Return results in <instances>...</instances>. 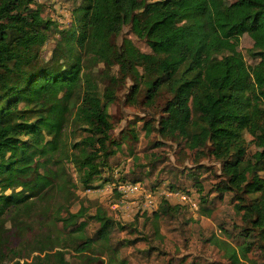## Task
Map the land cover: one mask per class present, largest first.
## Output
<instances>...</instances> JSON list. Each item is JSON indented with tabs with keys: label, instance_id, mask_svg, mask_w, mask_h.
<instances>
[{
	"label": "trees",
	"instance_id": "obj_1",
	"mask_svg": "<svg viewBox=\"0 0 264 264\" xmlns=\"http://www.w3.org/2000/svg\"><path fill=\"white\" fill-rule=\"evenodd\" d=\"M32 1L0 0V217L6 209L30 207L25 191L55 184L46 172L38 173L32 185L29 178L41 163L61 152L60 145L66 144L75 124L83 136L70 144L71 159L84 188L100 176L101 167L107 166L122 141L128 136L136 140L133 131L123 129L119 140L113 138L108 107L117 97L118 82L137 67L141 75L126 97L129 102L136 101L141 87L148 105L164 91L170 95L162 115L143 123L144 136L156 132L154 146L182 141L194 152L195 162L204 157L217 161L222 176L217 191L235 194L243 235L254 236L264 252V178L254 177L264 171V0H88L73 8L78 17H73L64 43L58 46L75 56V64L62 70L64 65L52 68L38 60L46 30L54 22L45 20ZM126 27L150 49L151 62L122 35ZM243 34L253 41L248 50L256 59L253 64H247L236 48ZM83 56L92 65L118 68L101 96L94 81L80 74ZM68 96L76 101L67 103ZM245 134L261 146L250 156ZM18 187L22 190L15 191ZM250 194L258 195L249 202ZM73 197L71 192L64 203ZM176 206L165 199L151 214L157 218L158 211L167 214ZM66 214L61 219L64 226L83 218L84 210L71 213L67 208ZM89 217L99 228L95 237L75 246L77 255L90 251L98 240L108 242L114 227L102 209ZM85 226L86 220H81L77 229ZM244 243L239 252L246 257L252 244ZM4 249L0 246V262L6 256ZM50 250L39 247L43 256L24 264H69L61 251ZM230 258L231 264H240L234 250Z\"/></svg>",
	"mask_w": 264,
	"mask_h": 264
},
{
	"label": "rangeland",
	"instance_id": "obj_2",
	"mask_svg": "<svg viewBox=\"0 0 264 264\" xmlns=\"http://www.w3.org/2000/svg\"><path fill=\"white\" fill-rule=\"evenodd\" d=\"M87 3L88 0L32 1L31 6H39L45 20L54 22L46 30L47 40L38 50V60L42 66L59 68L64 65L62 70L67 64H75V56L70 57L58 46L64 43V33L71 28L73 17H78V11L75 14L73 8ZM122 35L129 37L147 55L148 62L153 60L147 45L134 37L127 27ZM252 44L247 34H243L235 44L247 64H253L256 60L248 51ZM83 58L84 66L80 74L83 79L94 81L101 96L109 76H116L118 68L112 66L107 69L103 63L92 65V60L89 61L85 56ZM140 75L141 68H132L130 76L124 82H118L117 97L108 107L114 126L113 138L119 140L123 129L126 132L133 131L136 140L128 136L122 141L117 152L108 159L107 166L101 167L100 176L84 188L78 181L76 167L71 159L73 151L70 144L83 136L81 127L75 124V131L65 139L66 144L60 145L61 152L56 153L51 161L41 163L42 166L29 178L32 185L38 173L46 172L55 184L25 191V194H30L27 199L30 207L22 208L21 211L6 209L0 217V246L6 247V256L0 264L32 262L35 256H43L38 251L39 247L51 248V253L61 251L69 264H231V250L237 252L240 264H264V252L257 247L254 236L249 239L243 235L244 225L241 213L235 208V194L220 193L216 189L222 177L219 163L211 157L195 162L194 152L188 150L182 141H167L165 145L154 146L158 140L156 132L144 136L143 123L149 117L158 118L162 115L161 109L170 95L164 91L153 105H148L144 97L145 89L141 87L135 95L136 101L129 102L126 97L132 85L139 82ZM75 101L74 96L66 98L69 104ZM69 106L75 109V105ZM245 148L246 154L250 156L261 146L252 136L245 134ZM254 177L264 178V171L254 173ZM118 182L139 183L142 189L153 194L156 192L154 198H157L155 203L158 206L155 210L165 200L159 194L168 188L195 192L198 207L190 210L175 204L173 199L167 200L170 205L177 206L167 214L158 211L159 217L155 218L151 214L153 210L143 211L146 205L142 195L121 198L116 189ZM20 190L21 187L15 189ZM71 192L74 194L73 199L69 204L64 203ZM257 195H246V200L250 202ZM116 202H120L118 208L115 207ZM67 208L71 213L81 208L84 217L76 218L69 222L70 225L64 226L61 219L67 216ZM96 209L105 211L114 222L109 241L105 243L98 240L90 251L82 256L77 255L75 246L87 237L96 236L99 223L89 217ZM81 220H86V226L77 229ZM246 242H251L252 247L243 257L239 250L240 245Z\"/></svg>",
	"mask_w": 264,
	"mask_h": 264
},
{
	"label": "built area",
	"instance_id": "obj_3",
	"mask_svg": "<svg viewBox=\"0 0 264 264\" xmlns=\"http://www.w3.org/2000/svg\"><path fill=\"white\" fill-rule=\"evenodd\" d=\"M37 1V0H36ZM116 189L118 190L119 194H121V198H128L129 195H134V194H140L143 196L144 205H146L143 209V211H152L155 210L156 207L158 206L157 203H155L154 195L155 193L148 192L140 186L139 183H128V182H118L116 185ZM161 194V195H160ZM159 194V197L164 196L163 198L166 200H174L175 204L181 205L183 207H187L190 210L197 209L198 207V201L196 199V194L195 192L192 193H187L183 192L181 190H176V189H165ZM120 203V202H119ZM118 202L115 203V207L118 208ZM143 207V204L142 206Z\"/></svg>",
	"mask_w": 264,
	"mask_h": 264
}]
</instances>
